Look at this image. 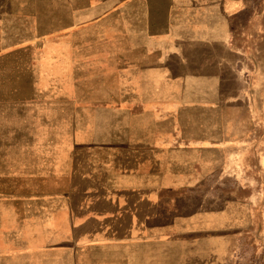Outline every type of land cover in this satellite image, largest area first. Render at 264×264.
I'll return each instance as SVG.
<instances>
[{"label": "crops", "instance_id": "1", "mask_svg": "<svg viewBox=\"0 0 264 264\" xmlns=\"http://www.w3.org/2000/svg\"><path fill=\"white\" fill-rule=\"evenodd\" d=\"M3 19L60 38L75 91L48 99L77 136L17 166L36 186L0 198V264H264V0H0Z\"/></svg>", "mask_w": 264, "mask_h": 264}, {"label": "rangeland", "instance_id": "2", "mask_svg": "<svg viewBox=\"0 0 264 264\" xmlns=\"http://www.w3.org/2000/svg\"><path fill=\"white\" fill-rule=\"evenodd\" d=\"M44 24L0 20V198L5 200L1 203L26 200L36 186L19 172L16 175L17 166L23 167L36 152L34 144L60 135L62 139L77 136L72 131L73 108L48 99L75 88L71 83L74 70L60 67V38L32 35V29L36 32ZM71 40L63 43L69 46ZM260 235L264 237V230ZM256 247L244 244L241 251L247 255ZM258 250L264 253V244Z\"/></svg>", "mask_w": 264, "mask_h": 264}]
</instances>
